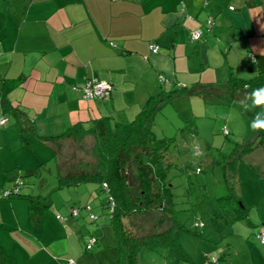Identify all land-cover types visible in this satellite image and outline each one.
Segmentation results:
<instances>
[{"label": "crops", "instance_id": "0c3cea01", "mask_svg": "<svg viewBox=\"0 0 264 264\" xmlns=\"http://www.w3.org/2000/svg\"><path fill=\"white\" fill-rule=\"evenodd\" d=\"M217 42L224 62L216 75L264 70V0H0V79L23 77L8 95L20 117L8 114L0 126V264H115L118 248L102 242L101 216L70 214L88 201L79 187L54 188L61 144L42 139L78 122L86 129L102 128L106 118L130 122L162 89L160 74L172 85L189 83L182 75L191 59L203 58L199 81L215 83L203 72L217 69L210 59ZM90 78L111 81V97L87 99L73 89ZM51 159L55 178L44 174ZM19 177L27 196L5 197ZM28 196L48 208L33 215Z\"/></svg>", "mask_w": 264, "mask_h": 264}, {"label": "trees", "instance_id": "16d2710c", "mask_svg": "<svg viewBox=\"0 0 264 264\" xmlns=\"http://www.w3.org/2000/svg\"><path fill=\"white\" fill-rule=\"evenodd\" d=\"M22 79L23 77L0 79V107L3 113L0 117V126L8 122V114L20 117V111L12 105L8 95ZM95 79L105 80L111 83L112 87L109 94L103 98L90 97L87 99L111 97L114 84L106 79ZM159 79L160 82L167 80L163 74L159 75ZM225 82L234 99L244 106H248L246 109L253 118H256L257 114H262L260 118L264 120V104L254 106L252 99L249 98L255 89L264 88V70L249 78L239 77L231 70ZM83 85L74 86L82 87ZM74 86V90L81 91L80 88L75 89ZM203 87L205 86L198 84L192 89L188 85L181 84L178 88L170 89L169 95L165 97L162 95L165 92L162 88L161 92L150 96L142 109L128 123L111 121L110 118H106L102 128L86 129L82 122H78L67 129L63 135L42 139L44 142L51 140L60 144L63 140L82 142L91 140L90 148L85 151L84 157L70 163L67 167L58 169L57 184L54 188L64 189L95 183L100 191L106 193L107 200L103 207L109 210V220L116 236L118 248V258L115 264H139L138 252L143 247L154 243L168 244L177 251L179 258L192 261V256L180 241L183 234L190 233L192 230L179 218L177 194L174 190L175 186L171 182L170 173L173 168L179 169L178 171L187 177V195H196L197 199H201L203 196L199 194L200 191L202 192V186L197 184L189 173L191 171L202 172L203 168L201 165L194 168L191 164L180 166L179 163L169 160L168 155L173 154V150L176 149L177 137H159L153 130V126L156 111L167 99L173 95L184 96L193 93L207 97L208 91ZM214 89L218 88L214 87ZM81 93L84 97L83 91ZM2 119H6V121L1 123ZM21 124L23 125V123ZM196 129L195 123L189 122L181 128L180 136L195 138ZM224 133L229 135L230 130L228 129L227 133L224 130ZM260 145H264V129H258L255 140L245 144L236 143L234 149L223 156L228 191L225 195L217 198V207L211 213L212 226L215 229L222 231L238 219L247 218V208L237 192L236 178L240 162ZM194 148L195 154L200 156L201 149L197 145ZM177 152L180 157L181 150ZM55 153L59 158V152ZM206 163L209 167H214L218 164V160L208 154ZM24 184L25 181L22 177L17 178L13 188L5 189L3 195L5 197L27 196L21 192ZM7 191L10 193L6 194ZM29 199L31 212L35 216L48 208V205L39 196H30ZM91 207L88 200L81 206L73 207L70 214L72 215L74 208H78L79 214L76 217H79L83 209L88 213L90 219L98 220L99 215L91 212ZM156 214L158 215L156 216ZM58 217L62 220L68 218L66 215H58ZM137 219L142 220L139 225ZM148 222L150 224L146 225ZM194 234L201 236V232L198 230L194 231ZM217 262H219V258Z\"/></svg>", "mask_w": 264, "mask_h": 264}, {"label": "rangeland", "instance_id": "374dc122", "mask_svg": "<svg viewBox=\"0 0 264 264\" xmlns=\"http://www.w3.org/2000/svg\"><path fill=\"white\" fill-rule=\"evenodd\" d=\"M207 24L209 25V22ZM218 43L210 50V54L219 51L210 58L216 66L224 62L223 48L219 49ZM191 60L190 75L185 73L182 77L186 78L185 80L189 82L187 85L192 89L198 84L205 86L203 88L208 91L207 97L197 93L184 96L173 95L156 111L153 130L159 137H177L176 149L173 150V154L168 155L169 160L179 163L180 166L191 164L194 168L197 165L203 168L202 172L189 173L197 184L202 186V192L198 189L199 195L203 196L201 199H197L196 195H187V177L181 174L179 169L173 168L170 173L171 182L177 194L179 218L192 230L190 233L183 234L180 240L192 256V261L179 258L177 251L168 244L154 243L143 247L138 252V262L139 264H217L214 258H220L219 264H264V244L258 238V233L264 227V145L258 146L251 154L245 156L238 168L237 192L247 208V218L238 219L222 231L215 229L211 221V213L217 207V198L228 191L223 156L229 154L236 143L245 144L255 140L258 129L253 130L251 126L255 118L248 113L241 102L234 99L225 82L228 75L225 73L216 75V70L220 71L221 68L217 66L215 71L214 68H206L203 72V77L207 80H217L212 83L213 85L205 81L200 82L199 78L202 75L200 69L204 67L203 58ZM182 61H179L181 68L185 65ZM186 67L190 68L189 64ZM163 76L167 79L165 75ZM243 77H250V75ZM169 81L167 79L162 83L164 97L169 95L170 89L181 85L177 86V83L172 85ZM214 87L218 89L215 90ZM158 91L161 92V90ZM189 122H194L197 127L195 138L180 136L181 128ZM226 128L230 130L229 135L224 133ZM90 142L91 140L83 142L63 140L57 150L60 167H67L70 163L84 157L85 151L90 148ZM195 145L202 151L200 156L195 154ZM178 150L182 152L180 157ZM208 154L218 160V164L214 167H209L206 163ZM54 162L53 159L47 162L49 170L44 172L45 176L50 177L49 172L52 170L55 178ZM68 189L70 188L64 191ZM79 190L82 196L89 200L92 206L91 212L101 216L97 222L103 225L105 236L102 242L106 249L110 251L116 249L117 252L116 236L110 224L109 210L103 207L107 200L106 193L100 191L95 183L83 184L79 186ZM137 221H139L138 225L142 222L141 219ZM196 223H201L202 226H196ZM149 224L150 222L146 223V225ZM196 230L201 232V236L194 234Z\"/></svg>", "mask_w": 264, "mask_h": 264}, {"label": "built area", "instance_id": "2783aa9c", "mask_svg": "<svg viewBox=\"0 0 264 264\" xmlns=\"http://www.w3.org/2000/svg\"><path fill=\"white\" fill-rule=\"evenodd\" d=\"M212 22H213V18L210 17L209 25H211ZM201 34H202V30L198 29V30L194 31L193 38L199 39L201 37ZM151 48L154 52H156L159 47L156 44H152ZM111 87H112L111 83H109L105 80H99V79H95V78L88 79L82 87L74 86L75 89L80 88L81 91H83L85 98H90V97L103 98L109 94ZM5 121H6V119H2L1 123H4ZM225 132L227 133L228 129H225ZM9 193H10V191L6 192V194H9ZM78 214H79L78 208H74L72 210V215L76 217V216H78ZM64 219H65V217H64ZM258 238L261 241V243L264 244V227L261 228L260 232L258 233ZM94 243H95V239H91L87 245V248L91 249L92 246L94 245ZM68 264H77V263L74 259H69Z\"/></svg>", "mask_w": 264, "mask_h": 264}, {"label": "clouds", "instance_id": "9594fccd", "mask_svg": "<svg viewBox=\"0 0 264 264\" xmlns=\"http://www.w3.org/2000/svg\"><path fill=\"white\" fill-rule=\"evenodd\" d=\"M250 99L253 101L254 106H259L264 104V88H257L255 89L249 96ZM248 106L245 105V108ZM262 114H257L256 118L252 122V128L253 130L257 129H264V120H262L261 117ZM196 226H202L201 223H196ZM214 261L217 263L218 258H214Z\"/></svg>", "mask_w": 264, "mask_h": 264}]
</instances>
